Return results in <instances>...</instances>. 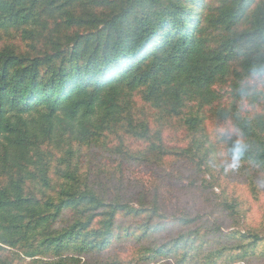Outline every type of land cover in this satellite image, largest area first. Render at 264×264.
I'll return each mask as SVG.
<instances>
[{"label": "trees", "instance_id": "16d2710c", "mask_svg": "<svg viewBox=\"0 0 264 264\" xmlns=\"http://www.w3.org/2000/svg\"><path fill=\"white\" fill-rule=\"evenodd\" d=\"M7 30L32 42L35 55L0 49V264H99L88 258L112 245L123 211L134 219L153 215L125 227L139 250L133 264L173 261L179 252L176 264L198 263L195 245L200 235L210 236L204 224L194 227L198 216L181 217L186 228L158 243L154 235L170 221L152 223L156 208L108 201L69 175L63 186L52 187L48 145L67 138L96 145L109 131L125 130L137 146L156 151L147 147L150 123L130 115L125 96L151 81L144 102L164 111L161 118L181 116L187 98L212 107L214 120L234 131L221 136L224 158L250 185L264 183V106L240 109L245 95L264 102V90L250 92L247 83L253 69H264V0H0V32ZM81 30L97 32L86 39ZM217 84L226 85L229 96L214 111ZM182 122L192 140L171 156L195 159L203 168L204 141L194 138L201 119ZM72 156L69 148L65 157ZM145 161L158 164L161 157ZM25 180L54 195L23 191ZM222 207L228 216L235 213V205ZM243 237L253 246L261 241Z\"/></svg>", "mask_w": 264, "mask_h": 264}, {"label": "rangeland", "instance_id": "374dc122", "mask_svg": "<svg viewBox=\"0 0 264 264\" xmlns=\"http://www.w3.org/2000/svg\"><path fill=\"white\" fill-rule=\"evenodd\" d=\"M202 1L206 3L209 0ZM258 1L260 0H255V3ZM101 29L102 26L97 31ZM97 31L94 34L84 30L80 32L86 39H91ZM215 34L216 31L212 36ZM17 38V32L1 31L0 49L8 45L11 46L10 50L13 53L34 56L35 51L31 49L34 44ZM36 48L40 49L39 46ZM150 85L151 81L135 89V92L126 93L125 96L129 101L130 115L138 122L150 123L147 138H150L151 142L147 147H155L156 151H146L143 146L141 148L137 146L135 143L138 142L125 135V130H122L123 133L109 131L96 145H87L88 142L81 144L68 138L60 143V146L58 142L51 143L47 147L52 148L53 153L47 152L45 160L52 187L63 186L66 175H69L70 178H75L73 180L75 183L80 182L93 188L108 201L116 200L121 204L133 205L132 207L138 202L143 207L156 208L157 210H152L157 212L152 223L170 221L165 225L167 227L165 231L154 235L158 243H163L186 228L179 221L181 217L198 216L200 223L194 227L204 224L202 230L210 236L204 238L200 235L195 245V252L199 254L198 263L190 261V264H264V183L260 184L261 179H258L254 182L256 186L250 185L249 180L239 176L233 170L234 165L224 158L221 136L234 132L231 125L215 121L213 108L209 106L200 108L202 105L192 98H187L181 116L161 118L163 115L161 112L164 111L144 102ZM254 90L256 89L250 87L249 91ZM212 91L219 97L217 104L214 105L216 111L218 104L225 103L223 101L229 96V89L224 84H217ZM253 103L245 95L240 109L261 110L264 106L262 101L258 104ZM190 116L201 119L194 138L204 141L202 153L207 156V162L203 168L195 159L186 158L188 161L184 162L171 156L173 153L183 151L192 140L191 133L185 129L187 127L182 122L184 117ZM161 139L164 142L162 145L157 143ZM58 146V150L54 151ZM69 148L74 154L72 158L65 157V152ZM163 154L167 155L162 158ZM61 157L65 159L67 165L60 162ZM159 157L161 161L158 164L145 161L152 158L157 161ZM7 179L6 176L1 181L6 182ZM21 186L23 191L33 193L39 198L43 195H54L52 191H42L37 181L25 180ZM223 203L235 205L233 216H228V213L224 212ZM64 214L67 216L68 212ZM152 216L144 215L142 218L134 219L127 217L124 211L119 212L115 220L114 242L104 253L91 255L88 259L92 261L96 259L99 264H105L106 261L114 262L116 259H121L122 264L138 263L135 253L139 250L136 243L125 236V227L141 224ZM59 221L62 220H56ZM245 235L259 237L261 241L253 246V239L247 241L243 237ZM223 249H227L225 255H222ZM6 250L15 251L8 248ZM18 250L22 257V250ZM181 255L182 252H179L176 259H172L174 262L167 260L160 264L164 262L176 264Z\"/></svg>", "mask_w": 264, "mask_h": 264}, {"label": "clouds", "instance_id": "9594fccd", "mask_svg": "<svg viewBox=\"0 0 264 264\" xmlns=\"http://www.w3.org/2000/svg\"><path fill=\"white\" fill-rule=\"evenodd\" d=\"M247 83L254 89L264 90V69H253Z\"/></svg>", "mask_w": 264, "mask_h": 264}]
</instances>
